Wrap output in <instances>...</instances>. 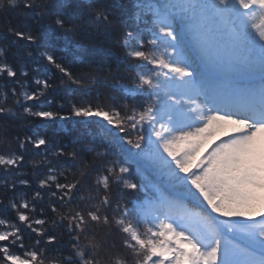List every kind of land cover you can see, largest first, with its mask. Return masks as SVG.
<instances>
[{
    "label": "snow or ice",
    "instance_id": "6c2138e0",
    "mask_svg": "<svg viewBox=\"0 0 264 264\" xmlns=\"http://www.w3.org/2000/svg\"><path fill=\"white\" fill-rule=\"evenodd\" d=\"M0 33V264H264V0H0ZM109 78L119 104L73 101L83 122L21 139Z\"/></svg>",
    "mask_w": 264,
    "mask_h": 264
},
{
    "label": "trees",
    "instance_id": "16d2710c",
    "mask_svg": "<svg viewBox=\"0 0 264 264\" xmlns=\"http://www.w3.org/2000/svg\"><path fill=\"white\" fill-rule=\"evenodd\" d=\"M126 2H128V0H126ZM11 20L13 24H21L23 25L24 22V18L23 17H17V16H11ZM5 36H7V33H0V45H4L7 43V40L4 38ZM85 43H87V41H85ZM100 46V45H97ZM14 50V49H13ZM41 51H44V49H41ZM112 54H118V55H123V53L117 49V48H112L110 49ZM54 55L56 56L57 60H60L62 62L65 63L66 67H72L73 61H75V63H79L80 61V54L77 53H73V51L69 48L66 47H61L57 50H55ZM9 63L12 64L14 67L19 66L18 62L14 61L13 58H9ZM42 63L47 65V61H43ZM48 68L51 69L52 72H55L56 70L54 68H52L51 65H47ZM28 71H29V77L27 78V80L29 81V88L27 90L32 91L35 90L37 87V85H35L34 83V77L40 78V79H45L48 75V73H45L43 70L40 69V65L39 64H30L28 67ZM57 75H59V73H57ZM55 79V78H54ZM57 83H59L58 81H56ZM120 83H124L127 84L129 83L128 79H124V80H112L111 78H109L108 84L109 86L111 85H116L117 86V91H108L106 90L105 86H101L100 89H98L97 91H99L101 99L99 101L96 100V95L97 92L94 91L92 92V94L90 96H81V95H76L75 97H61L59 95L50 97L54 100V103L51 105H48L46 102L41 104L40 107L46 110H52V111H58L61 115L64 116H68L70 117V119L68 121H61L59 119L55 120V121H44L41 118L38 117H30L28 119H30L32 121L31 124L28 123H20L18 125L17 131L20 134L21 139H23L25 136H31L32 133L30 131V129H32L33 127H35V125L38 124H43L45 125V130L48 132L49 136L53 135V133H63V131L65 129H69L72 127L76 126V121H81L83 122L86 118L83 117H75L73 115H71V105L72 102L75 101L77 103V105H79L81 103V101H84V103L86 104L88 101H91L93 106H96L97 104H103L106 108L107 107H111L112 101L110 99V97H116V103L119 104V95H120V91L118 88V85ZM51 91V90H50ZM43 100V97L41 98ZM22 100V98H21ZM23 102V101H22ZM63 102L64 103V107L61 109L59 107V103ZM131 102V101H130ZM27 104H32L35 102H24ZM35 110V109H34ZM21 112L23 111L22 109L20 110ZM90 120H97L98 118L92 117V118H87ZM39 130V129H38ZM64 139L63 135H59L57 136V142H62ZM43 147V146H42ZM7 149H5L4 146H0V152L2 151H6ZM109 151L112 153H119V148L115 145L111 146L109 148ZM29 152H39L40 155L37 156H27L26 157V161H29L27 163L26 167H23L21 169V173H22V177H18V178H26L29 180H32V170H33V164L31 163V161H39L42 160L44 158V152L39 150V149H34L29 145ZM37 168L39 167H43L42 165H36ZM132 169H133V178L139 182V183H143L145 185H147V187L149 189L154 190L157 186H160L162 183H166V180L164 177L160 176L159 174L156 173H152L151 175H147V176H142L140 174L136 173V165L133 163L132 164ZM42 178V177H41ZM25 186L23 185H18V188L23 189ZM13 190L9 189V193H11ZM116 188L115 186H113V192L115 193ZM130 195H135V194H130ZM0 196H2V191H0ZM140 196H143V192L141 191ZM137 204L140 203V200H136L135 201ZM129 207H132V204H129ZM12 215H14V213H12ZM222 219V218H221Z\"/></svg>",
    "mask_w": 264,
    "mask_h": 264
}]
</instances>
